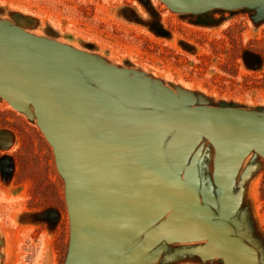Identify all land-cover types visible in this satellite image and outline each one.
Here are the masks:
<instances>
[{"label":"rangeland","instance_id":"374dc122","mask_svg":"<svg viewBox=\"0 0 264 264\" xmlns=\"http://www.w3.org/2000/svg\"><path fill=\"white\" fill-rule=\"evenodd\" d=\"M8 25L91 52L129 69L128 77L148 76L153 97L170 86L186 104L264 115V0L188 12L162 0H0V27ZM0 128L15 134L12 146L0 150V264H65L71 222L54 147L36 115L1 95ZM201 138L173 132L164 145L167 161L264 264V157L245 154L220 187L213 180L214 147ZM149 229L119 251L116 264L132 252V264L146 257V264H227L193 251L204 241L163 239L147 256L146 247L138 248Z\"/></svg>","mask_w":264,"mask_h":264},{"label":"water","instance_id":"95a60500","mask_svg":"<svg viewBox=\"0 0 264 264\" xmlns=\"http://www.w3.org/2000/svg\"><path fill=\"white\" fill-rule=\"evenodd\" d=\"M162 1L188 12L252 0ZM129 71L69 44L0 27V95L37 116L66 180L71 240L65 264H116L119 251L151 227L138 248L146 247L147 256L163 239L204 241L193 249L203 259L260 264L256 249L171 168L164 145L175 131L208 139L213 180L223 187L245 154L264 157V115L186 104L170 86L153 97L150 77H128ZM14 139L12 130L0 128V150ZM131 254L123 264H132Z\"/></svg>","mask_w":264,"mask_h":264},{"label":"bare ground","instance_id":"6f19581e","mask_svg":"<svg viewBox=\"0 0 264 264\" xmlns=\"http://www.w3.org/2000/svg\"><path fill=\"white\" fill-rule=\"evenodd\" d=\"M257 1H259V0L247 1L246 4H253V3L257 2ZM246 4H245V5H246ZM155 95H156V94H155ZM248 155H249V153H247L246 156H245L244 158H246ZM244 158H243V159H244Z\"/></svg>","mask_w":264,"mask_h":264}]
</instances>
